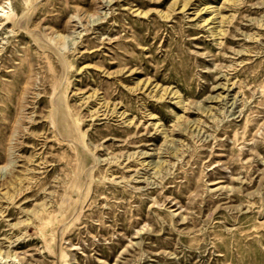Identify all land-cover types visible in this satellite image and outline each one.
<instances>
[{
	"label": "rangeland",
	"instance_id": "rangeland-1",
	"mask_svg": "<svg viewBox=\"0 0 264 264\" xmlns=\"http://www.w3.org/2000/svg\"><path fill=\"white\" fill-rule=\"evenodd\" d=\"M0 264H264V0H0Z\"/></svg>",
	"mask_w": 264,
	"mask_h": 264
}]
</instances>
